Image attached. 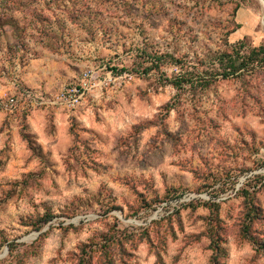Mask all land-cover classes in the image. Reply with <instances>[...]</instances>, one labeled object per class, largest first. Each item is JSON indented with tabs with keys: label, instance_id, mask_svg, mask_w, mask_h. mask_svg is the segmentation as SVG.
<instances>
[{
	"label": "rangeland",
	"instance_id": "rangeland-1",
	"mask_svg": "<svg viewBox=\"0 0 264 264\" xmlns=\"http://www.w3.org/2000/svg\"><path fill=\"white\" fill-rule=\"evenodd\" d=\"M261 47L260 0H0V264H264Z\"/></svg>",
	"mask_w": 264,
	"mask_h": 264
},
{
	"label": "trees",
	"instance_id": "trees-1",
	"mask_svg": "<svg viewBox=\"0 0 264 264\" xmlns=\"http://www.w3.org/2000/svg\"><path fill=\"white\" fill-rule=\"evenodd\" d=\"M263 57V59L260 61L264 68V47H261L259 50L255 49L251 52V55L249 57H245L240 55L239 51H235V53L230 52V53H223L217 56V60L221 63L223 70H222V74L223 77H239L241 76L244 71H246L248 69V66L251 64L250 61H252L253 59H258ZM161 62L163 61V57H157V56H149L147 57V62H150L151 66H147L144 67L142 72L143 73H150L152 72L154 69H160L161 70V65H159L156 62ZM116 71H118L119 69H114ZM128 69H121L118 72H126ZM162 75H164V73H162ZM197 78L199 80H202V83L207 82L205 77L198 75ZM166 80L168 81L169 79L166 78ZM171 84L175 85L176 87L181 86L182 82H185L184 80H181L180 77L175 78L174 80H170Z\"/></svg>",
	"mask_w": 264,
	"mask_h": 264
},
{
	"label": "built area",
	"instance_id": "built-area-1",
	"mask_svg": "<svg viewBox=\"0 0 264 264\" xmlns=\"http://www.w3.org/2000/svg\"><path fill=\"white\" fill-rule=\"evenodd\" d=\"M82 89L78 88H71L67 89L66 91H63L62 93H59L56 97L55 100L57 103H69L71 105H75L76 103H79V101L82 98ZM14 102V100H12Z\"/></svg>",
	"mask_w": 264,
	"mask_h": 264
},
{
	"label": "water",
	"instance_id": "water-1",
	"mask_svg": "<svg viewBox=\"0 0 264 264\" xmlns=\"http://www.w3.org/2000/svg\"><path fill=\"white\" fill-rule=\"evenodd\" d=\"M264 4V0H260Z\"/></svg>",
	"mask_w": 264,
	"mask_h": 264
}]
</instances>
